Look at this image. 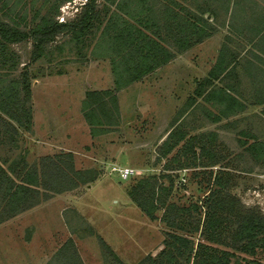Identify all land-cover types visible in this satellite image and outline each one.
<instances>
[{
    "label": "rangeland",
    "instance_id": "obj_1",
    "mask_svg": "<svg viewBox=\"0 0 264 264\" xmlns=\"http://www.w3.org/2000/svg\"><path fill=\"white\" fill-rule=\"evenodd\" d=\"M85 1L0 0V18L24 30L34 27L44 15L70 22L77 20L86 9ZM148 2L154 6L156 16L161 15L165 0ZM225 2L230 5L227 12ZM115 3L116 0H94L98 17L91 19L92 23L83 33L75 37L66 28L58 31L53 40L44 44L42 55L36 59L31 56L32 36L16 42L0 38V101L6 98L1 92L6 86H12V92L17 87L23 96L22 80L30 84L31 90L25 103L31 113L28 128L25 127L27 116L24 113L18 112L20 118L26 120L22 125L0 108V217L5 218L11 212L6 208L11 203L7 202V187L27 181L31 190H27L18 205L26 207L48 199L37 208H46L55 202L53 214L60 211L64 219L61 223L64 228L49 229L47 235L43 229L38 238L45 240L47 236L54 244L75 230L74 238L85 241L92 232L89 222L76 210L77 199L84 198L87 190V182L80 179L95 175L102 179V188L97 193L94 190L95 194L103 200L112 195L115 212L109 208L110 204L100 208L111 215L94 208L96 220L91 218L95 232L92 236L98 244L100 240L97 237L103 233L102 236L115 247L121 264L147 263V260L142 262L143 258L160 251L167 231L189 234L197 241L201 238L199 232L210 206L220 214L236 213L220 224L223 226L221 244L205 242L235 250L239 258L233 256L231 264L264 263V250L260 248L256 253L248 254L229 247L232 242L241 244L235 231L238 210L243 213L253 209L264 215V153L257 157L258 150L250 148L254 140L264 145V104L253 106L249 103L264 93V86L255 88L254 93L246 72L247 39L254 35L252 27L264 15V0H192L190 10L196 11L197 4L210 8L201 14L207 19L205 25L212 28L213 37H203L202 43L195 45L196 49L189 55H180L173 63L162 65L122 87L115 82L107 49L97 45L108 15L116 9ZM179 10V14H185V10ZM146 14L150 13L141 15ZM221 24L222 28H219ZM235 26L248 30L240 33L231 28ZM217 28L218 32H215ZM226 29L234 34L231 39ZM165 31V27L160 29V34L165 36L161 42L165 45L170 42L169 47L174 48L172 36L167 37V33L163 34ZM252 47L257 49L253 44ZM221 50L226 60L233 59L238 64L219 79H212L213 84L210 85L205 79ZM102 52L105 55H101ZM14 79L21 81L18 86ZM209 88L215 90L210 99ZM105 89L109 90L105 101L96 103L94 110L85 107L84 98L88 90ZM200 89L202 93L198 95L196 91ZM225 92L235 93L232 94L238 99V104L231 109L233 111L226 114L222 112L227 101L218 97ZM85 112L97 114L103 122L91 125ZM214 115L219 119L214 120ZM173 127L185 132L186 138L170 153L161 155L162 144ZM200 146H203L202 150ZM115 166H131L137 172L123 179ZM180 166L185 167L180 169ZM145 178L154 184L155 196L163 194V184H171L164 203L155 211V219L143 213L128 193L132 186ZM71 183L80 187L65 189ZM63 189L61 195L56 192ZM231 197L238 200L233 199V211L229 204ZM220 198L225 201L215 206ZM92 201L95 199L84 200ZM180 207L186 211L178 213ZM165 209L175 226L163 219ZM33 217L32 220L38 221L37 214ZM103 220L107 232L101 230L100 222ZM14 222L9 223V230L1 226L0 234L19 232L26 237L33 232L34 226L24 227L23 221ZM197 225L200 229L190 233ZM89 247L84 249L87 260L90 258V264H100V259L91 253H97L96 248L89 250ZM111 253L107 247V264L112 263ZM184 261L180 259V264Z\"/></svg>",
    "mask_w": 264,
    "mask_h": 264
},
{
    "label": "trees",
    "instance_id": "obj_2",
    "mask_svg": "<svg viewBox=\"0 0 264 264\" xmlns=\"http://www.w3.org/2000/svg\"><path fill=\"white\" fill-rule=\"evenodd\" d=\"M86 1L84 3L86 9L80 17L70 22L57 21L44 15L41 21L34 27L29 30H24L16 25H10L0 18V38L6 42H16L32 36L34 41L31 56L33 59H36L42 55L45 47L44 44L53 40L58 31L66 28L72 32L73 36L78 37L83 33L85 28L92 23L91 19L98 17V14L94 10V0ZM172 4H174V6ZM115 5L116 9L111 10L108 15L107 22L104 24L102 35L97 45L105 47L104 49H107L106 55L111 56L113 71L116 76L115 82L118 87L125 86L131 81L140 79L151 72L155 67L165 63L173 57L174 53L171 52L169 48L170 45H168L170 42L166 45L161 42L165 39V36L160 34V29L163 27H165L166 30L163 34L167 33V37L172 36V38L170 37L171 42H173L172 44L177 50L188 48L194 42L200 41L203 37L211 35L212 32V28L205 25L207 19L202 15L205 11H210V8L208 9L207 6H202L201 4H197L198 9L194 11L192 9L190 10L188 6L184 5L179 0H165L161 15L157 16L154 6L151 5L148 0H116ZM175 6H177V10ZM224 7L227 12L230 8L228 2H225ZM178 8L180 10H185V14H179L180 12H177L179 10ZM233 10L235 11V7L232 11ZM147 12L150 14H146V16L141 15ZM231 28H234L235 31L238 30L240 33L246 29H243L242 26ZM252 31L254 35L247 39L248 42L264 53V33H262L264 31V15L262 19L252 27ZM102 53L101 55H105L104 52ZM222 53L223 51L221 50L219 59L210 69L209 75L205 79L206 83L210 85L213 84L212 79L218 78L220 73L230 64ZM13 82L18 86L21 81L19 79H14ZM22 83V89L24 90L23 96H21L20 89L17 87L14 92L11 90V88H13L12 86H6L1 90L2 93H5L6 98L1 99L0 108L19 124L25 125V121L27 120V125H25V127L28 128V124L31 122V113L29 111L30 108L26 106L25 103L30 97L31 90L30 84L26 82V80H22ZM211 88L207 91V93H209V99L210 95L212 97V92L215 91L211 90ZM108 92L109 90L107 89L102 91L88 90L84 98L85 107H91L93 110L96 109V103L98 104L101 103V101H105ZM196 93L200 95L202 90H197ZM218 97H220L221 101H227V106L222 113H228L227 111L235 108L236 104H238V99L229 92H225ZM114 98L113 96V99ZM11 105L12 108H9ZM19 111L27 116L25 121L18 115ZM85 117L91 125L103 122L97 114L85 112ZM217 119H219V116L214 115V120ZM185 138V132L175 129L174 127L171 128L162 144L163 146L160 154L167 155ZM252 147L258 150L256 153L257 157H261L264 153V145L260 141L254 140L250 144V148ZM202 149L203 146H200V150ZM195 153L196 152L193 150L194 155ZM69 155H71V153H69ZM183 167L185 166H180L179 168L181 169ZM95 177L96 176L93 175L89 178H81L80 181L88 182ZM27 184V181H23L14 186L10 185L7 187V202L11 203H8L6 208L11 212H8L5 218L0 217V222L24 209L34 206L32 204L26 207L18 205L23 200L22 198L26 195L27 190H31ZM75 186H77V184L71 183V185L67 186L65 189H71ZM170 188L171 184L169 186L163 184L161 186L163 194L155 196L154 184L150 182L149 179L145 178L139 180L136 185L132 186L128 190V193L143 213L150 219H155L157 217L155 211L160 204L164 203ZM65 189L56 192H61ZM233 199L236 198L231 197L229 202L232 206L231 211H233L235 204ZM223 201H225V199L220 198L215 206H218L220 204L219 202ZM237 201L236 199V202ZM172 207H176V205L172 204ZM195 207L198 209V206L195 205ZM165 211V214L162 216L163 219L169 225L175 226L176 224L171 222L167 216V209H165ZM183 211H186V209L180 207L177 212L181 213ZM235 213L226 212L225 214H220L217 209H213V206H210L205 213L202 228L200 229L199 225H197L194 229L190 230V233H192L200 229L199 236L201 238L195 241L189 234L167 231V237L163 240V247L160 251L155 255L150 253L147 254L145 257L146 259L143 258L142 262L147 260L148 262L145 264H180V259H185L183 264H231L233 256H235L236 259L239 258L235 250L220 247L218 244H211L207 241L205 242V240L221 244L222 240L220 239L223 235V228L221 227L223 226H220V224L222 221H226L229 216L233 217ZM237 213L239 218H237L238 225L235 229L237 235L236 239L241 241V244L237 245L235 242H232L229 247L248 254L256 253L258 248L264 250V215L253 209L244 210L243 213L238 210ZM187 233H189V231ZM105 246L109 248L108 245ZM109 251L112 252L111 254H115L111 248H109ZM115 257L117 258L116 255Z\"/></svg>",
    "mask_w": 264,
    "mask_h": 264
},
{
    "label": "crops",
    "instance_id": "obj_3",
    "mask_svg": "<svg viewBox=\"0 0 264 264\" xmlns=\"http://www.w3.org/2000/svg\"><path fill=\"white\" fill-rule=\"evenodd\" d=\"M179 1L188 7H190V5H192L191 4L192 0H179ZM172 5L174 6V4H172ZM155 7H157V6H155ZM175 9L177 10V6H175ZM221 26H222V24L218 25L219 28H222ZM247 30H248V28L244 29L245 32H247ZM215 32H218V28L215 30ZM262 33H264V31ZM226 34L229 35L228 37L230 39L232 36H234V34L230 31H228L227 29H226ZM209 36H212V35H209ZM208 37H206V38L208 39ZM214 37L217 38L216 36H214ZM222 41L225 42L224 39ZM247 42H248V40H247ZM200 43H202V41L194 43L191 46H189L188 48L179 49L178 51H177L176 47H174L175 49L169 47L171 52L174 53L173 57H171L165 63L158 65L152 71L160 68L162 65L164 66V65L169 64L171 62L173 63V61H175L177 59V57H179L180 55H186V54L189 55L193 51V49H196V48H194V47H196L195 45H199ZM228 44L230 45V42H228ZM246 50L248 52L247 60H246V62H247L246 63V65H247V67H246L247 79L250 82V89L252 88L253 92L255 93V88H260V87L264 86V53L261 52L259 49L252 47V44L249 42H248ZM219 52L217 53L218 59H219V55H220ZM222 55H224V54L222 53ZM228 61L230 64L227 66L226 69H224L220 73L219 77L225 75V73H227V71H229L233 67V65L238 64L236 60L232 61V59H231ZM185 68L188 70L187 63H186ZM186 69H184V70H186ZM256 73H258V74L255 76ZM219 77L217 79H219ZM217 79H216V82H218ZM219 84L223 85L221 83H219ZM230 85L231 84H228V86H230ZM233 94H235V93H233ZM259 95L260 96L254 97L252 100H250L249 103L252 104L253 106L254 105L255 106L256 105L261 106L262 104H264V93L259 94ZM262 111H264V107L262 108ZM260 114H262V113L260 112ZM101 180L102 179L97 178V176H96L94 179L85 183L86 184L85 187L87 188V190L85 191L86 194H85L84 198L81 196V198L77 199L78 202L76 201L78 203V206H76L77 212L80 213L81 216H83L81 218H83V219L85 218L89 222L88 225L91 227V232H92V233H90L91 236H87L88 238L85 241H83V239L78 240L77 238H74L73 234L76 231L73 229H72L73 231L69 232V236L67 238H65L63 241H56V242H54V244H53V241H51L47 238V236H46L45 240L38 238L39 234L41 233V231L43 229H44L45 235H47L49 229L50 230H56V229L61 230L62 228L65 227L61 224V223H64L63 222L64 219H62L60 211H59V213L57 212L56 214H53L52 209L54 207L53 205L55 202H53L51 204V206H48L46 208H37L39 204L41 205V203L48 201V199H47V200L42 201V202H40L34 206H31L27 209H24L23 211H21L15 215L3 220L2 222H0V227L4 226V228H3L4 230H9L10 229L9 223L13 222V221H15L14 224H17V223H20V221H23L22 224L24 227H27V226L33 227L34 226L33 232L31 234H29V236H26V237H24V235H22L19 232H17L16 234L15 233L13 234L12 232L7 231V232H4L3 234H0V264H90L89 263L90 258L87 260V256H86L87 253L84 252V249H86V247H89V246H93V248L89 247L88 248L89 250L90 249L94 250L96 248L97 253H95L94 251H91V253L93 254V256H97L100 259V261H101L100 264H107V261H106L107 260V254H106L107 247L105 245H108L109 248H111L112 251L115 253L111 256V262H112L111 264H121L122 260L118 256V254L116 253L115 247L111 244L112 242H110V240H107L108 238H105L102 236L103 233H101V235H98V237H97L100 240V243L98 242V244L96 242L97 240L95 241V239L92 236L93 234H95V232H93L94 221H93V219H91V218H94L96 220V217H94L95 216L94 215V212H95L94 208H95V210H100V211H103L104 213H107V215H111V214H109V212L101 209L100 207H102V208L107 207V204L108 205L110 204L109 208L113 209V207H114V205H112V195H110L108 198L106 197L108 199V202H107V199H105V200L100 199V195L97 196L95 194V191L97 193L98 190L102 188ZM104 180L107 181V179H104ZM99 181H100V184H99ZM82 186H84V185H82ZM79 187H80V185L77 187H74V188L76 189ZM74 188H72V189H74ZM61 194H62V192H59V195H61ZM90 198H94L95 201L84 202V200H88ZM113 200H115V202H119L117 199H113ZM120 201H121V199H120ZM90 203H91V206H90ZM114 212H115V210H114ZM34 214H37L36 219L38 221L32 220L35 218V217H33ZM24 216H28V217H24ZM21 218H25V220H21ZM27 218H31V219L29 221H27L26 220ZM56 219L59 220V222L57 221V223H55ZM100 223L103 226L101 230L103 232H107V228L104 226L105 225L104 220L101 221ZM57 225H59V226H57ZM19 226H20V224H19ZM101 230H97V231L100 232ZM71 232H73V233H71ZM99 247L101 249H99ZM99 250L100 251L102 250L101 256L99 255ZM115 255L117 256V258L115 257ZM114 259H116L115 262L113 261Z\"/></svg>",
    "mask_w": 264,
    "mask_h": 264
},
{
    "label": "built area",
    "instance_id": "obj_4",
    "mask_svg": "<svg viewBox=\"0 0 264 264\" xmlns=\"http://www.w3.org/2000/svg\"><path fill=\"white\" fill-rule=\"evenodd\" d=\"M119 171V176L123 179H127L129 176L136 174V169L131 166H115Z\"/></svg>",
    "mask_w": 264,
    "mask_h": 264
}]
</instances>
